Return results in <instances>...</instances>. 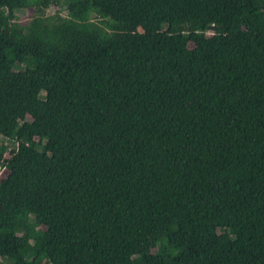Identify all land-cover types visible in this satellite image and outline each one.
<instances>
[{
	"label": "trees",
	"instance_id": "16d2710c",
	"mask_svg": "<svg viewBox=\"0 0 264 264\" xmlns=\"http://www.w3.org/2000/svg\"><path fill=\"white\" fill-rule=\"evenodd\" d=\"M0 140V264H264V0H0Z\"/></svg>",
	"mask_w": 264,
	"mask_h": 264
},
{
	"label": "rangeland",
	"instance_id": "374dc122",
	"mask_svg": "<svg viewBox=\"0 0 264 264\" xmlns=\"http://www.w3.org/2000/svg\"><path fill=\"white\" fill-rule=\"evenodd\" d=\"M58 9H59V7H58L57 5H52V6L47 10V12H48L49 14H53V13H55ZM17 14H18V17H19L20 21H21L23 24H25V23H27V22L29 21V19L33 16V14H34V10L31 9V8H25V9L19 10V11L17 12ZM62 14H63V15H66V14H67L66 10L63 9ZM0 143H1V140H0ZM11 157H12V156H11ZM7 173H8L7 169L2 170V171L0 172V177H1V176H6Z\"/></svg>",
	"mask_w": 264,
	"mask_h": 264
}]
</instances>
